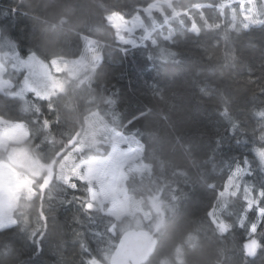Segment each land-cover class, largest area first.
<instances>
[{
	"label": "trees",
	"instance_id": "obj_1",
	"mask_svg": "<svg viewBox=\"0 0 264 264\" xmlns=\"http://www.w3.org/2000/svg\"><path fill=\"white\" fill-rule=\"evenodd\" d=\"M157 1L0 0V59L13 90L21 83L12 64L15 57L34 53L48 62L76 58L84 53L86 38L95 39L102 53L93 70L66 76L65 91L51 97L56 112L33 94L21 98L0 91V116L25 122L29 131L27 140L16 146L27 148L54 172L45 189L34 184L32 199L20 198L13 214L16 223L0 231V264H88L94 258L107 263L134 232L153 241L148 257L138 264H264V248L246 255L243 247L256 219L253 211L244 222L243 197L251 199V194L241 189L238 197L219 200L227 178L245 161L251 166L245 164L239 183L264 188V164L255 152L264 144V118L255 115L264 109V25L242 29L239 4L234 5V21L228 7H216L221 0H172L166 14L190 11L201 24L199 36L188 30V17L182 16L184 24L171 23L173 43L163 41L160 31L153 33L158 45L144 42L142 29L132 34L142 41L135 47L117 41L107 14L119 10L132 16ZM197 4L212 5L203 11L213 24L225 21L223 27L203 30ZM154 16L163 23L160 13ZM144 21L153 27L147 16ZM90 116L144 142L140 160L150 170L129 171L126 188L134 207L122 219L106 208L86 211L85 203L92 204L90 184L76 180L74 191L57 176L72 146L85 142ZM45 117L52 121L47 136L34 123ZM108 149L100 153L86 147L75 158L106 155ZM8 156V149H0V160ZM212 215L227 225L226 232ZM257 238L264 243V225Z\"/></svg>",
	"mask_w": 264,
	"mask_h": 264
},
{
	"label": "rangeland",
	"instance_id": "obj_2",
	"mask_svg": "<svg viewBox=\"0 0 264 264\" xmlns=\"http://www.w3.org/2000/svg\"><path fill=\"white\" fill-rule=\"evenodd\" d=\"M171 1L161 0L152 4L166 13L165 6H170ZM260 11L264 14V4L261 5ZM156 31L160 30L156 29L153 33ZM133 33L121 31L120 34L137 44L142 42L133 36ZM100 52L96 40L86 38L84 53L76 58H60L48 62L34 53L26 57H15L12 59V64L14 69L21 73L18 76L21 77V83L14 90L15 84L4 77L7 67L0 59V91H12L13 95L21 98H26L31 94L56 96L65 91L68 80L66 76L80 77L87 71L93 70L100 61L95 58ZM89 122V129L84 137L85 142L72 146V152L59 164L57 176L63 181H66L69 176L81 177L90 184L93 208L95 206L106 208L105 212L116 219H122L130 215L134 207L126 188L129 171L144 174L150 168L140 160V147L134 144L128 148L117 147V141L122 132L110 130L104 120L98 116H90ZM28 136L29 131L24 123L12 122L5 118L0 119V149H9L7 159L0 160V229L16 223L13 214L20 198L32 199L37 194L34 184L39 183L42 186L50 175L49 168L32 156L27 148L16 146L26 141ZM86 147L97 149L100 153H104L107 147L109 149L106 155L77 161L75 154ZM231 176L232 173L229 178ZM38 177H41V182L37 179ZM239 180L240 178L237 183ZM224 192L223 196L219 195L220 201L230 196L227 182ZM213 219L221 232L227 231L228 227L225 223L218 221L215 216ZM116 257L117 252L109 257L107 263L96 258L92 260L95 264H118Z\"/></svg>",
	"mask_w": 264,
	"mask_h": 264
},
{
	"label": "snow or ice",
	"instance_id": "obj_3",
	"mask_svg": "<svg viewBox=\"0 0 264 264\" xmlns=\"http://www.w3.org/2000/svg\"><path fill=\"white\" fill-rule=\"evenodd\" d=\"M240 5V16L239 19L243 21L241 24V28L244 30H248L256 25H264V14L261 13L260 8L261 5L264 4V0H221L220 4L216 5L218 9H223L225 7L229 8V12L232 16V19L235 21L237 19L236 11L237 9L234 5ZM212 7V5H194L200 11V21L203 22V30L208 31H217L223 27L225 21L221 20L217 23L213 24L206 14L203 11V7ZM154 11H159L161 17L163 19V23H160L155 19ZM143 13L144 15H141ZM144 16H147L148 19L152 22V28L144 21ZM182 16L188 17V30L196 36H199L202 28L201 24L197 22L196 18L191 15L190 11L178 12L176 10H172V16L169 17L166 13L163 12V9L155 8L153 4H147L142 6L140 10L132 16L127 15L125 12L115 10L110 12L105 17L106 20L109 21V26L114 29L117 33L116 39L117 41H122L125 46L132 45L133 47L137 46V43L133 40L127 39L125 36L121 35V31L124 32H137L138 30H143V36L141 37L144 42L150 41L152 45H158L159 41L153 38V32L156 29L160 30V38L163 41H167L169 43L174 42V29L171 27V23L173 20H176L180 24H184L185 21L181 18ZM115 17V19H114ZM132 25V27H129ZM167 26L168 32L165 34L164 28ZM230 28L235 30L236 24L233 23L230 25ZM164 49H161L163 51ZM176 55L175 52L172 53ZM98 59H102V53L97 55ZM260 92L264 93V87L260 88ZM37 100L45 101L47 104V108L49 111L56 112V107L52 102V98L50 96L45 95H36ZM223 114L228 117L230 116V112L227 106L223 108ZM37 115L41 114V108L38 107L36 111ZM255 115L264 118V109H258ZM0 119H4V117L0 116ZM59 122L58 120L56 121ZM25 123V122H24ZM36 125H38L37 129L40 132L44 133V136L52 133L51 125L52 121L47 119L46 117L41 119H36L34 121ZM238 126V124H234L233 127ZM44 138V137H43ZM47 143V141H45ZM136 145L137 147H142L144 145L143 139H138L136 136H126L123 132L120 134L119 139L117 141V147L128 148L130 145ZM36 147L40 149L42 144L36 143ZM256 156H258L259 161L264 163V144L257 147ZM62 158V157H61ZM247 163L248 167L250 168V164L245 161L243 164H237L232 172L231 178H227L226 182L228 185V192L230 195L234 197H238L240 195V190L244 189L245 191L251 194V199L248 196L243 197V203L245 205L244 213H245V220L247 222L246 217L249 216V213L255 211L256 219L255 221L249 224L247 231L251 233L250 237H247L243 243L244 251L246 255H255L261 248H264V243H261V240L257 238V234L261 230V225H264V206H261V202L264 201V188H260L258 191L255 188L248 187L244 188V185L241 183H237L238 179L241 176H245V164ZM81 179V177H74L69 176L66 181H64L66 187L71 190H78L79 183L74 182L76 180ZM225 194L224 190L222 189L220 196ZM84 208L86 211L91 212L93 210V205L89 203H85ZM46 220V217H45ZM258 221V222H257ZM244 222L239 224V227L242 229L244 228ZM9 228L0 229V231H6ZM111 231V229H110ZM88 264H95V261L89 260Z\"/></svg>",
	"mask_w": 264,
	"mask_h": 264
},
{
	"label": "water",
	"instance_id": "obj_4",
	"mask_svg": "<svg viewBox=\"0 0 264 264\" xmlns=\"http://www.w3.org/2000/svg\"><path fill=\"white\" fill-rule=\"evenodd\" d=\"M52 176L53 173L51 172L43 188L47 186ZM150 245V238L147 235L139 232L129 234L121 244L120 251L117 255V263L130 264L131 259L134 262L144 259L148 254Z\"/></svg>",
	"mask_w": 264,
	"mask_h": 264
},
{
	"label": "flooded vegetation",
	"instance_id": "obj_5",
	"mask_svg": "<svg viewBox=\"0 0 264 264\" xmlns=\"http://www.w3.org/2000/svg\"><path fill=\"white\" fill-rule=\"evenodd\" d=\"M133 264H137V263H134V262H133Z\"/></svg>",
	"mask_w": 264,
	"mask_h": 264
}]
</instances>
